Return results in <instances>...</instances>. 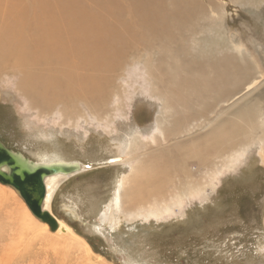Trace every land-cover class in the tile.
I'll return each mask as SVG.
<instances>
[{
	"label": "rangeland",
	"instance_id": "374dc122",
	"mask_svg": "<svg viewBox=\"0 0 264 264\" xmlns=\"http://www.w3.org/2000/svg\"><path fill=\"white\" fill-rule=\"evenodd\" d=\"M185 1L134 0L129 9L118 0L122 9L108 2L103 10L93 0H0V140L35 162L49 154L83 164L60 181L50 210L87 244L93 264H264V0ZM96 14L120 43L113 48L110 31L97 32L91 67L85 43L67 35L87 30ZM230 66L239 71L228 84ZM197 73L210 95L201 117L191 91L169 88L173 78L194 85ZM222 79L228 91L219 99ZM175 121L180 134L167 132ZM213 130L222 136L214 142ZM159 149L174 160L157 178L161 191L136 194L141 202L130 208V168ZM0 190V264H86L75 255L83 249L49 228L34 227L35 243L17 252L22 263L8 258L1 247L25 203L11 187Z\"/></svg>",
	"mask_w": 264,
	"mask_h": 264
},
{
	"label": "bare ground",
	"instance_id": "6f19581e",
	"mask_svg": "<svg viewBox=\"0 0 264 264\" xmlns=\"http://www.w3.org/2000/svg\"><path fill=\"white\" fill-rule=\"evenodd\" d=\"M95 4H98L103 10L104 9V5L107 4L108 2H113V3H117L115 4V6L113 7H117L118 8H121L120 7V3L118 2V0H93ZM131 4L130 8L132 7V3L134 0H128ZM139 1H142V2H151V1H158L160 2L161 0H139ZM175 1V0H174ZM179 2H175L176 5H182L183 6H186L187 5V2L185 0H178ZM198 1V0H197ZM127 2V1H126ZM170 3V1H168ZM125 3V2H124ZM190 3V2H189ZM197 3V2H196ZM123 4V3H122ZM175 5V4H173ZM173 5H171V7H173ZM200 5V4H199ZM170 6V5H169ZM109 6H107L106 8H108ZM165 7V6H164ZM175 7V6H174ZM75 8V7H74ZM79 8V7H78ZM99 8V7H98ZM111 8V7H110ZM128 8V7H127ZM180 8V7H178ZM76 9V8H75ZM74 9V10H75ZM100 9V8H99ZM122 9V8H121ZM121 9H120V12H121ZM196 9V8H195ZM82 8H80L78 10L77 13H79L76 17H75V20L79 23V22H82L83 21V17H82ZM113 10V8H112ZM176 9L174 8L173 11H175ZM179 10V9H177ZM187 9L184 8V11L182 12H185ZM54 11V10H53ZM73 11V10H72ZM117 11V10H116ZM127 11V10H126ZM129 11V10H128ZM131 11V10H130ZM181 11V10H179ZM104 12V11H103ZM188 12V11H187ZM102 13V12H100ZM118 14V13H117ZM160 14V13H159ZM177 14V13H176ZM79 16V18H78ZM96 16L98 17V20H95L97 22H94L92 23V25L87 29V30H82V31H74L72 32L73 34H68L67 36L68 37H72L73 39V43L75 42L74 39H79L78 43L82 42V43H85L84 45L81 46V49L83 50V54L85 55L87 61H88V64L91 66V67H96V57H97V54L96 52H93L92 49H94L95 47H97L98 43H96L98 40L96 39V34L97 32H102L104 29L106 30H109L110 31V34L112 35V38L114 40V45H112L113 48H118L117 44L120 43V35L118 33H114V30L112 29L113 27L110 28V26L108 27L106 24V21L104 22V19L102 18L103 16L101 15H97ZM115 16V15H114ZM175 16V15H174ZM173 16V17H174ZM177 16V15H176ZM175 16V17H176ZM183 16V15H182ZM125 18H128V16ZM180 18H182L181 16H177V20H180ZM187 18V17H186ZM164 19V18H163ZM166 19V18H165ZM79 20V21H78ZM186 20V19H185ZM185 20H183L182 22H184ZM134 21V20H133ZM171 21V20H170ZM105 24H104V23ZM113 22V21H112ZM131 22V21H129ZM168 22H169V19H168ZM115 23V22H114ZM122 23H127L128 24V20L126 19H122ZM144 24V27L145 28H149V26L145 23V22H142ZM110 24V23H109ZM130 24V23H129ZM170 24V23H169ZM172 24V23H171ZM115 25V24H114ZM118 25V24H116ZM170 27V26H168ZM173 27V26H172ZM79 28V27H78ZM115 29V27H114ZM119 28H117L118 30ZM81 30V29H79ZM171 30V29H170ZM127 31V30H126ZM129 31V30H128ZM120 32V31H119ZM70 33V32H69ZM158 33V32H157ZM169 35V34H168ZM55 36V35H54ZM53 36V37H54ZM167 36V35H166ZM47 37V36H46ZM56 37V36H55ZM172 37V36H171ZM171 40V39H170ZM169 40V41H170ZM47 41V40H46ZM51 41V40H50ZM46 43V42H45ZM55 45V44H54ZM45 46V45H44ZM48 46V45H47ZM50 47V46H49ZM58 47V46H57ZM60 47V46H59ZM63 47V46H62ZM92 48V49H91ZM58 49V48H57ZM47 50V48H46ZM52 50V49H50ZM60 50V49H59ZM77 50V49H76ZM76 50H73L74 52ZM9 51V50H8ZM55 49L53 48L52 50V53L50 54H55L54 53ZM10 52V51H9ZM8 52V53H9ZM48 52V51H47ZM62 53V52H61ZM10 55L12 53H9ZM49 54V53H48ZM162 54V53H161ZM5 55H7V52L2 50L0 52V59H3L5 60ZM68 55V54H67ZM12 57H15V54L12 56ZM49 57V55L47 56ZM52 57V56H51ZM66 57V56H65ZM166 57V56H165ZM60 59V58H59ZM169 59V58H168ZM167 59V60H168ZM3 60H1L0 62H2ZM64 61V60H63ZM46 62V61H45ZM216 62V61H215ZM257 62V61H256ZM66 63V62H65ZM175 63V62H174ZM173 63V64H174ZM167 64V63H166ZM176 64V63H175ZM202 64V63H201ZM225 64V63H224ZM248 66V65H247ZM69 67V66H68ZM218 67V66H217ZM221 67V66H220ZM224 67V66H222ZM250 67V66H248ZM90 68V67H89ZM215 68V67H214ZM229 68V67H228ZM239 68L241 69V71L243 72V70L245 71L246 69V65H240ZM49 69V68H48ZM71 69V68H70ZM165 69V68H163ZM168 70V69H167ZM175 70V69H174ZM206 70V69H204ZM64 71V70H63ZM70 71V70H69ZM238 71L236 66H230L229 68V71H226L223 73V74H226L228 76V80H227V83L231 80L232 81H235L237 79V74H238ZM51 72V71H50ZM67 72V71H66ZM75 72V71H74ZM166 72V71H165ZM64 73V72H63ZM172 73V72H171ZM208 73V72H207ZM218 73V72H217ZM62 74V73H61ZM198 74V73H197ZM205 74V73H204ZM222 74V75H223ZM240 74V72H239ZM70 75V74H69ZM199 75V74H198ZM202 75V74H201ZM207 75V74H205ZM56 76V75H55ZM204 76V75H203ZM211 76V75H210ZM63 77V76H62ZM67 77V76H66ZM197 77H201L200 75L197 76ZM208 77H209V73H208ZM221 77V75H220ZM173 78V77H172ZM188 78V77H187ZM204 78V77H203ZM207 78V77H206ZM201 78H196L194 80V82L192 84L194 85H186V81H182L181 84H178V82H180L178 80V78H173L172 79V82H171V87H169L170 89H181V90H184V88L186 87V91H191L193 94L191 95H188V92H186L185 90V95H188L189 97H192L193 99L195 100H198L200 103H198L200 105V108H199V111H198V115L201 117L203 116L207 109H208V105H209V97L210 95L206 94L207 92H209V90L206 88L204 94L208 95L207 96V99L205 100L206 97L202 96L204 94H202L203 90H201V87L202 84H203V80H201ZM210 80V79H209ZM215 81V80H213ZM217 81V80H216ZM230 82V83H231ZM211 83V82H210ZM213 83V82H212ZM217 87H216V92H218L217 96L216 97H219V99H221V97L223 96L222 94L225 93L226 91V88H225V85H226V80L223 82V79L222 80H218L217 82ZM243 83V82H242ZM229 84V83H228ZM206 87V86H205ZM214 87V86H213ZM227 87V85H226ZM209 88V87H208ZM214 89V88H213ZM200 90V91H199ZM214 90L211 89V92H213ZM172 92V91H171ZM215 93V92H214ZM222 93V94H221ZM173 96H176L178 97L179 95H173ZM66 96H64L62 99H65ZM167 100L166 104H168L170 101L169 99H165ZM50 101V100H48ZM169 101V102H168ZM171 103V102H170ZM185 103V102H184ZM169 105V104H168ZM183 105V103H182ZM171 106V105H170ZM184 107V105H183ZM172 108V107H171ZM170 108V109H171ZM175 109V108H174ZM173 109V110H174ZM195 115V114H194ZM196 116V115H195ZM181 119V118H180ZM93 120V119H92ZM180 124L181 123H178V121H175V126L173 127V129H167L168 131L167 132H177L178 131V134L181 133V130L179 129L180 127ZM235 130V129H234ZM217 130H213V132H211V135H210V139L214 141H217V138L218 137H222L220 136L221 133L220 132H216ZM174 132V133H175ZM232 133V132H231ZM165 137V136H164ZM154 138H152V141H153ZM204 139H207V136L205 137L204 136ZM210 140V141H211ZM223 140H221L220 142H222ZM193 142V141H192ZM204 143V142H203ZM210 143V142H209ZM223 143V142H222ZM202 145V144H201ZM215 145V144H214ZM220 146V145H219ZM223 146V145H222ZM218 147V145H217ZM136 148V143L133 142L131 143V145H129V150L132 151V149L134 150ZM219 148V147H218ZM181 152H183V148L181 146ZM201 149V148H199ZM206 149V147H205ZM210 149V148H209ZM163 150V152H162ZM176 150V149H175ZM204 150V149H203ZM207 150V149H206ZM206 150H204L203 152L206 153ZM208 151V150H207ZM191 152H193L192 154H190ZM150 153V152H149ZM159 153V154H158ZM164 153H165V150L164 149H159V151L157 153H152L150 154L145 160L143 161H139L137 162L136 165L134 166H131L130 168V173H129V179H130V182L128 184L129 188H126L124 190V196H127L128 198V202H129V207H134L138 204V202L140 201L141 202V198L139 199L137 197L136 194L138 195H145L147 193H151L152 195L154 196H157L160 191H161V188L162 187H158L156 185L157 183V178L159 179H162L164 177H166V174L168 172V169L171 165V163L174 162V160H171V161H168L169 160V157L172 154V152H170L169 155L167 158L164 157ZM187 154H189V156H198L200 159L202 158L203 159V153L201 152V150L198 151V148H196V150L194 151V149H191L190 146L187 147ZM42 156L39 157L38 161H36L37 163H41V164H57V163H62V164H65V163H72V162H76V161H66L65 159H62L61 157H58L56 155H53V156H49V154L47 155H43L41 154ZM178 154L175 153V156H177ZM195 158V157H193ZM136 159V156H130L125 162L127 163H132V161ZM180 160V159H179ZM118 162H123V160H120L119 158L118 159H113L112 163L116 164ZM171 162V163H170ZM79 163V170L77 173L75 174H71V175H63V174H59V175H52L50 177H48L46 180H45V187H46V197H45V201H44V204H43V207L45 210L51 212L50 210V204L53 200V197H54V194L59 186V183H61L60 181L62 180H67L75 175H78L80 173H82L83 171V164L80 163V162H77ZM131 165V164H130ZM182 165H179L178 166V170H180V172H183L184 170H182ZM122 181L124 182L125 181V178L122 179ZM127 182V181H126ZM1 191V190H0ZM1 193V192H0ZM164 192L161 193V195H163ZM13 195V193H12ZM0 197L1 198H7V195L5 194H0ZM120 198V197H119ZM171 201H165L163 200L161 203L164 204V205H168ZM21 209V212H22V216L20 217L19 219V223L16 227H9L8 230H7V235H8V238L5 242V245H3L1 248L2 249H5L7 251V255L11 254L12 256H9L8 258H16L15 261H18L19 263H22L23 260H25L24 257H22V254L21 253H18L17 252L20 250V248L22 247L21 245L22 244H26L29 243L32 244V243H35V239L37 238L35 236V234L37 233L36 231H33L34 230V227L37 228L36 230H39L40 232L42 233H45V231H47L48 227L45 223H40L38 220L34 219V217L31 215V213L29 212V210L27 209V207H25V205L23 207L20 208ZM166 211H169L168 209H166ZM63 212L67 213V209H63ZM69 213L72 214V211H70ZM51 214H53L51 212ZM74 214V213H73ZM36 220V221H35ZM58 222V229H57V233H63V237L64 239L72 244L74 247H76L78 250L82 251V249L84 250L82 253L80 254H75V253H71L70 255H82L83 258L86 259V264H93V259L91 257V254L89 253V248L87 246V244H85V242H83L77 235H75L72 230L65 224L63 223L62 221L60 220H57ZM55 233V232H54ZM6 235V234H5ZM42 236V235H41ZM4 238V235H1L0 236V239ZM41 241V243L43 241H45V239H42V240H39ZM26 248V247H25ZM24 248V249H25ZM2 251V250H1ZM3 252V251H2ZM16 254V255H15ZM25 255V254H24ZM94 264H101V263H96L94 262Z\"/></svg>",
	"mask_w": 264,
	"mask_h": 264
},
{
	"label": "water",
	"instance_id": "95a60500",
	"mask_svg": "<svg viewBox=\"0 0 264 264\" xmlns=\"http://www.w3.org/2000/svg\"><path fill=\"white\" fill-rule=\"evenodd\" d=\"M79 163L41 164L20 152L7 148L0 140V184L14 189L23 200L31 215L45 223L49 231L58 229V222L51 212L44 209L45 180L52 175L77 173ZM84 226V225H82Z\"/></svg>",
	"mask_w": 264,
	"mask_h": 264
}]
</instances>
